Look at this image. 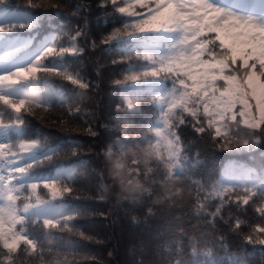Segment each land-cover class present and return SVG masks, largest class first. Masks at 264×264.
Wrapping results in <instances>:
<instances>
[{"label":"snow or ice","instance_id":"snow-or-ice-1","mask_svg":"<svg viewBox=\"0 0 264 264\" xmlns=\"http://www.w3.org/2000/svg\"><path fill=\"white\" fill-rule=\"evenodd\" d=\"M95 8L99 11L94 13L90 4L81 2L75 6L72 14L77 17V29L72 35L65 30L67 25L61 19L64 12L59 3L0 0V36L6 43L19 31L32 32L45 27L51 33L30 58L11 63L27 44L11 50L6 48L0 55V65H7L0 74V159L5 161L0 166V256L4 257V264H13L14 254L18 251L35 252L39 246L29 228L35 223L30 217L40 219L50 201L36 195L35 203L26 202L31 197L24 196V193L31 191L35 195L41 183L53 199L74 191L72 185L59 177L34 174V169L42 167L45 162L54 164L60 158V148H50L39 135L33 136L27 117L34 115L33 108L50 104L47 89H42L41 84H48L53 77L81 89L91 87L79 73L69 71L63 61L68 56H79L84 52L77 41L90 34L94 20L107 26L109 12L119 14L116 23L122 27L107 32L103 43L123 50L126 41L131 47L124 55L136 53L137 59L147 62L138 70L130 69L123 81H115L121 90L122 101L117 105L115 118L122 120L125 128L124 135L112 142L106 156L113 171L121 177L120 189L125 192L140 190V177H147L153 171L147 166L156 161L158 166H163L165 179L173 183L177 192L181 182L190 181V186L197 189L195 199L199 201V193L210 187L211 191L204 200L210 196L220 200L214 205L216 210L209 213L212 219L207 223L212 228L217 227V220H223L222 209L226 204L234 202L239 208L249 205L256 196L254 185L244 187V194L231 201L230 196L225 199V194L234 193L237 186L226 185L224 177L201 181L193 180L188 174L191 168L202 162L199 151L190 154V148L199 142L207 143L210 138L225 151L254 150L264 142V0H232L231 3H221L220 0H98ZM63 36L68 37L67 45L63 43ZM92 47H96L95 42ZM149 47L155 51L148 53L146 49ZM117 62L123 61H114ZM129 82H151L158 88V94L151 100L158 114L138 126L145 135L135 139L127 135L129 128L133 127L128 117L140 113L144 101L140 95L130 96L124 91ZM56 94L64 96L62 92ZM78 111L79 108L71 110L69 115ZM5 114L6 120L3 118ZM231 125L237 128L243 125L250 131L246 138L234 141L231 139L235 135ZM189 127L193 139L185 142L183 129ZM52 135L48 134L49 137ZM89 135L95 137L98 133L89 128ZM65 143L74 156L79 155L81 145L76 138L66 137ZM145 143L146 148H139ZM127 145L137 147L138 159L133 161L136 168L125 174ZM117 148L119 156L113 151ZM114 156L116 158L112 159ZM141 164L145 165L146 171L140 168ZM100 178L103 179V173ZM261 196L264 198V193ZM208 207L206 202L199 203L197 214L207 211ZM82 211L71 209V214H62L59 219L55 215L44 216L43 227L71 232L74 226L69 222ZM255 211L264 218V206L256 207ZM245 224L237 219L232 227L233 234L239 236ZM80 235L85 237L82 231ZM227 241V235L219 239L225 250ZM244 241L264 246V226L257 225ZM241 252L243 255L234 260L229 257L231 264H252L251 253L246 252L243 245ZM261 252L264 253V248ZM200 255L211 256V250L202 253L193 243L190 264H205L197 259ZM208 264L220 262L209 260ZM260 264H264V259Z\"/></svg>","mask_w":264,"mask_h":264},{"label":"trees","instance_id":"trees-1","mask_svg":"<svg viewBox=\"0 0 264 264\" xmlns=\"http://www.w3.org/2000/svg\"><path fill=\"white\" fill-rule=\"evenodd\" d=\"M37 2L59 3L64 12L61 19L67 25L65 30L72 35H75L77 29V17L72 14L77 4H90L94 13L99 11L95 8L98 0ZM220 2L231 3L232 0ZM118 19L119 14L109 12L107 26L94 20L90 34L77 41L78 47H82L84 52L79 56H68L63 61L64 66L73 73H79L82 80L91 85L90 88L81 89L58 77L51 78L46 85L41 84L42 89H47L50 104L33 108L34 115L27 117L31 122L30 131L33 136L39 135L50 148L59 146L60 158L54 164L45 162L42 167L34 169V174L59 177L66 184L72 185L74 191L53 199L41 183L35 195L31 191L24 193V196L31 197L26 202L35 203V196L39 195L50 203L40 219L30 217V220L35 221L29 228L37 238L38 248L35 252L18 251L14 254L13 264H190L193 243L202 253L211 250V256L197 257L205 264L209 260L231 264L230 256L234 260L243 255L242 245L246 252L251 253L249 258L252 264H260L264 259V253L261 252L264 246L258 243L246 244L244 237L253 234L257 225L264 226V218L255 211L256 207L264 206V198L261 196L264 193V185H261L264 180V155L261 156L264 153V142L254 152L225 151L213 144L210 138L207 143L199 142L190 148V154L200 152L202 161L189 170L188 175L193 180L204 181L210 177L216 181L224 177L226 185L237 186L234 193L225 194V199L230 196L231 201H235L237 196L244 194V187L255 185L253 190L256 196L250 204L239 208L234 202L226 204L222 209L223 220H217L216 228L207 223L212 219L209 213L216 210L214 205L220 203L215 196L204 200L211 191L210 187L199 193V201L195 199L197 189L194 185L190 186V181L181 182L180 191L177 192L173 183L165 179L163 166H158L156 161L147 166L153 171L147 177L140 178L146 189L136 198L127 197L114 179L111 161L105 151L117 134L115 117L121 90L115 81H123L124 76L130 74V69L138 70L147 63L137 59L136 53L124 55L127 48L131 47L126 41L123 45L127 47L122 45L123 50L103 43L107 32L114 27H122L116 23ZM50 35V31L42 27L32 32L19 31L13 34L8 43L0 36V55L6 48L11 50L27 44L11 61L12 64L18 63L21 59L30 58L38 45ZM62 40L65 45L68 44L67 36H63ZM93 42L95 48L92 47ZM146 51L151 53L155 49L149 47ZM6 66L0 65V74ZM124 91H131L134 96L140 95L143 98L142 111L131 114L128 119L140 137L144 136L145 132L140 131L138 126L146 124L158 114L155 105L151 103L153 95L158 94V88L151 82H144L138 86H127ZM57 92L64 93V96ZM76 108L79 111L69 115ZM3 118L6 120L7 114ZM89 128L98 135H89ZM49 133L53 135L49 137ZM183 136L185 142L193 139L190 127L183 129ZM66 137H74L80 143L78 156L68 150ZM101 173L103 179L100 178ZM205 202L209 206L207 211L198 215L197 205ZM74 208L83 211L69 222L70 226H74L73 231L43 227L44 216L55 215L59 219L62 214H71L70 210ZM237 219L246 222L239 236H235L232 231ZM81 231L85 237H81ZM223 235L228 237L227 250L219 244ZM0 264H4L3 256H0Z\"/></svg>","mask_w":264,"mask_h":264},{"label":"rangeland","instance_id":"rangeland-1","mask_svg":"<svg viewBox=\"0 0 264 264\" xmlns=\"http://www.w3.org/2000/svg\"><path fill=\"white\" fill-rule=\"evenodd\" d=\"M125 77V76H124ZM124 80V79H123ZM142 82H137L135 84H132L131 82L128 83V86H132V85H137V84H140ZM128 93L130 96H134L133 93L131 92H126ZM122 104V101H121V94H119V104L120 105ZM121 110L123 111V106L121 108ZM115 122H116V127H117V134H116V137H114L113 141L115 140H118L120 139L124 133H123V129L125 128V123L122 121V120H119V119H116L115 118ZM131 122V121H130ZM231 131L235 133V135H233L231 137L232 140H238L240 138H246V134L250 131L246 128L243 127V125H241L239 128H237L235 125H231ZM127 135L130 137V138H133L135 139L136 137L140 136V134H138V131L136 130L135 127H131L129 128V131L127 133ZM257 135H259V133H257ZM142 137V136H141ZM250 139H255V137H250ZM112 141V142H113ZM112 142L108 145L106 151H105V154L109 151V149L111 148V145H112ZM260 145V144H259ZM259 145H257L255 147L254 150H241V151H236V152H243V151H250V152H254L256 149L259 148ZM147 146H145V144L143 145H139V148L143 149V148H146ZM113 151H116V156H119L120 155V152H119V149H113ZM126 155H125V168L123 169V172L125 174H127L129 171H133L135 168H136V165L133 164V161L138 159V156H137V147H134L133 145H127L126 146ZM116 156H114L112 159H115ZM261 156H263L261 154ZM4 164V161H0V166H2ZM140 168L142 170H145L146 171V167L144 164H141L140 165ZM114 172V171H113ZM134 174V172H133ZM113 176H114V179H116V181L119 183L120 185V179L121 177L119 175H117L115 172L113 173ZM140 178H144L143 176L140 177ZM126 182V180H125ZM139 183L141 184V189L136 191V192H125L124 193L127 195V197H130V199H133V198H136L138 197L139 195H141V193L143 192V190H145L146 186L143 184L142 181H139ZM154 198V197H153ZM155 200V198H154Z\"/></svg>","mask_w":264,"mask_h":264}]
</instances>
